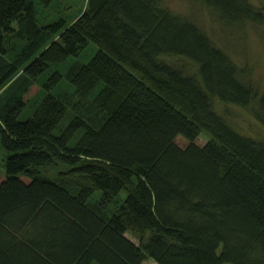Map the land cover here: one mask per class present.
Returning a JSON list of instances; mask_svg holds the SVG:
<instances>
[{
    "label": "trees",
    "instance_id": "1",
    "mask_svg": "<svg viewBox=\"0 0 264 264\" xmlns=\"http://www.w3.org/2000/svg\"><path fill=\"white\" fill-rule=\"evenodd\" d=\"M56 1L0 0V264H264V137L215 107L251 106L264 123L245 68L164 0H88L74 19ZM200 1L226 27L264 26L256 0ZM90 43L97 53L65 81L61 64ZM80 180L127 193L97 234Z\"/></svg>",
    "mask_w": 264,
    "mask_h": 264
},
{
    "label": "rangeland",
    "instance_id": "2",
    "mask_svg": "<svg viewBox=\"0 0 264 264\" xmlns=\"http://www.w3.org/2000/svg\"><path fill=\"white\" fill-rule=\"evenodd\" d=\"M256 2L264 5V0H256ZM164 3L173 11L186 15L195 21L211 36L217 45L227 50L234 60L245 68L243 73L245 81L257 88L259 93L264 94V26L247 23L240 27H226L218 21L213 11L200 0H164ZM52 5L50 10L56 11L60 16L66 15L68 18L74 19L88 5V0H57ZM47 10V7H43L41 12L43 13ZM97 51V46L90 43L77 57H70L74 60L73 62L71 60L67 65L61 64L60 69H62L65 81H70L73 74L84 64H87ZM4 89L6 87L0 89V94ZM34 96H40L39 87L36 85L27 94L28 99ZM44 102L46 105L53 104L57 117L62 119L64 123H68L66 136L76 142L78 146L84 145L89 139V135L85 136V134L80 132L77 124L69 123L70 117L66 113L67 110L51 96L46 97ZM215 107L219 112L227 115L230 124L239 132L253 137H264V123L258 119L253 107H242L233 104L224 105L221 102H216ZM209 139L210 137L206 134H201L198 142L204 144ZM177 142L181 146L187 144L183 137H179ZM3 158L4 152L0 148V181L5 179ZM77 185L81 186L78 195L80 200L93 206L101 216V219L93 228L94 233L97 234L103 226L105 218L113 213L116 206L126 197L127 193L119 180H116L115 188L112 192L91 188L87 186L88 184L84 180H80ZM51 188L52 184H47L43 190L44 195H47ZM70 200H72V195H65L61 201V206H66ZM87 213L88 210H83L79 213L78 218L82 219ZM160 230L170 235L176 234L175 230H164L163 228H160ZM82 232L81 230L80 233ZM127 235L134 240H138V235L132 233H127ZM99 245L100 243L96 242L91 248V252L94 253ZM145 264H154V262L147 261Z\"/></svg>",
    "mask_w": 264,
    "mask_h": 264
}]
</instances>
